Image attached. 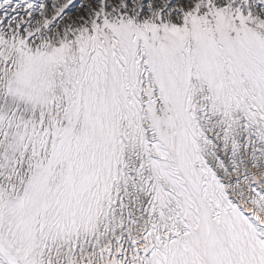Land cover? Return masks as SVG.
<instances>
[{
    "label": "snow or ice",
    "instance_id": "1",
    "mask_svg": "<svg viewBox=\"0 0 264 264\" xmlns=\"http://www.w3.org/2000/svg\"><path fill=\"white\" fill-rule=\"evenodd\" d=\"M0 264H264V0H0Z\"/></svg>",
    "mask_w": 264,
    "mask_h": 264
}]
</instances>
